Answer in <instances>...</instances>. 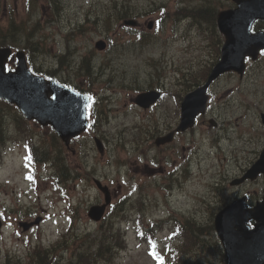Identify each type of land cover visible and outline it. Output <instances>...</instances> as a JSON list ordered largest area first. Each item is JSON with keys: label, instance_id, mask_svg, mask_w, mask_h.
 Listing matches in <instances>:
<instances>
[{"label": "rangeland", "instance_id": "obj_1", "mask_svg": "<svg viewBox=\"0 0 264 264\" xmlns=\"http://www.w3.org/2000/svg\"><path fill=\"white\" fill-rule=\"evenodd\" d=\"M93 0H66V7L63 10L61 17L58 21L55 22H42L41 28L36 33L39 38L44 39V47L48 50L47 55H40L39 60L46 65L53 63L54 66H57L58 62L54 53H60L64 51L66 47V42H69L73 47H77L78 53L74 57V62L77 65L79 56L85 53L88 50L93 49V43L98 38H105L106 34L88 28L83 34H75L73 36L68 35L71 31V25L74 27L76 25L84 26L85 13H81L83 10L82 4L87 3ZM129 5L130 13H141L139 16V29L145 30L146 23L148 20H154L161 13L160 10L155 11L154 8L164 6L166 9L167 20L164 21V25L157 29L154 27L152 29L151 37L144 38L142 44H137L135 46V40L133 34L129 33L127 28H118L117 24L115 28L108 33L109 39H107V48L110 49L112 44L121 46L120 53H116L117 59L115 61V68H120L121 70H139L141 73L144 68H146L147 61L151 58L161 59L164 62L166 68V78L164 79L163 87L165 91L170 93L174 90L173 82H175L174 73L175 66L181 62L183 54L185 52L186 46L190 44V39L194 42L196 40L194 37L183 40V26L179 25L176 27L175 31L171 30V27L177 24L172 21L171 10L175 8L177 3L174 1L166 0H156L158 5H154L150 0L144 1V7L138 4V0H127ZM200 0H198L199 2ZM220 1V0H219ZM25 0H0V16L3 17L4 13L10 9L14 8L16 11V18L20 20L27 15V3H24ZM197 2V4H198ZM105 5L112 4L111 2H103ZM224 1H220L219 5H222ZM118 8H123L121 5H117ZM116 6V7H117ZM206 11V10H205ZM203 11L204 16L206 12ZM187 23V21H184ZM80 27L79 29H82ZM217 42L218 39H215L213 45L202 46L200 50V56L202 58L208 56L210 59H214L217 52ZM123 43V44H122ZM93 64L98 65L101 60L105 58L108 53V50L97 52L94 50ZM129 68V69H128ZM59 76V71L57 72ZM66 78V74L63 75ZM62 76V77H63ZM72 77V75H71ZM132 77V74L130 78ZM75 81H82L84 77L79 76L75 78ZM198 78L193 77L192 81L197 80ZM175 80V81H174ZM228 81H237L234 78L228 77ZM263 82L264 81V58L258 63H254L253 66L248 70L247 75L244 79L239 81L243 92L252 93L254 87V82ZM83 85H86L82 82ZM118 87L116 84L105 86L104 83L93 82L90 85H86L84 89L93 90L95 94V100L98 103V108H105L104 114L106 115V121L101 128L97 126L90 129L89 135H85L84 138H87L86 142L82 146L76 147L77 156L82 162L81 166L75 165V162L70 163L64 157L60 164L63 166L64 163L67 164V170L71 171V176L73 175H82L84 176L83 180L80 183L81 188H84L86 195H84L82 201L78 205L77 196H82L80 194H74V182H68L69 194L72 198V203L74 207L75 218L73 223L72 232L79 234L81 232H91L96 227L94 223L90 222L87 216V213L84 211L85 206L91 201L100 199V195L90 192V176L86 172V166H95L97 176L101 178L102 182L107 183L111 189L113 195H115L114 187L118 185V182H121V179H129L130 177H135L136 180L140 183L143 196L147 198L146 207L148 208L147 213L152 216H160L166 213H163L160 210L151 211L155 208L150 202L158 201L160 202V197L157 195L153 199L152 193L161 195L162 192L155 190L156 187L147 185V181H160L159 173L157 172V166H159L164 158V154L168 151H162L155 147H151V143L147 147L140 146L139 150L135 149L132 151L133 158L135 160L132 165L129 163L121 167L114 165L111 167H105L104 165L115 164L114 161L108 162L105 157H115L120 155L119 161L121 164H124L128 160V155L124 154V151L120 149L126 144L124 148L129 149V147L135 146L134 142L129 140L132 134V127L134 123L139 124L144 128H148L150 131H154L153 121L159 120L162 118L165 121L169 120V117H172L171 114L166 116L161 115V111L165 108H172L170 106L172 103L171 98H164L159 105H156L153 109L144 111L139 109L133 103L134 91L128 87L122 88ZM224 88L222 83H219L215 86L216 93H219ZM264 92V83L259 86L258 93L262 94ZM252 100V99H249ZM259 100L264 102V97H260ZM170 104V105H169ZM169 105V106H168ZM247 113V116L244 118L246 123L247 119L252 121L251 125L254 124L255 120H258V111L252 109V111H244ZM0 114L6 115L7 119L12 120L15 117V112L12 110L6 111L3 107L0 106ZM228 123V122H227ZM27 125L28 129L32 131H23L21 139L16 141V143L23 142L22 138H25L33 132L37 131L35 136L36 140L32 143L33 147L38 145H43L45 147H50L52 144V138L44 132L38 131V128L33 123L29 122L24 123ZM158 126V124H157ZM30 127V128H29ZM122 127L129 129L127 134L120 136V133L126 132ZM118 131V132H117ZM18 129L12 127L11 136L16 140V133ZM120 132V133H119ZM104 134L106 138V146L104 145V152L101 156L96 153L93 145L91 143L93 134ZM35 135V134H34ZM248 138L247 135H244ZM127 137L128 140L122 139ZM84 138H80L78 141L82 142ZM219 138H222V131L219 133ZM122 139V140H121ZM10 140L7 142L9 147L3 151V156L0 164V217L2 218V225L0 228V255L2 256L6 251L15 253L16 255H23L25 258L22 260V264L28 262L26 253H28L29 248L37 243L38 241L44 245H50V243L56 240L63 232V223L58 221V218L52 213L54 211L51 206H56L57 208H62L61 200L58 198L57 193L52 191L49 181L50 177L45 176L44 174L51 175V172L48 169H45V166L42 168L41 172L37 171L39 175L38 181L30 180L25 174V167L23 166V161L20 154L23 153L21 146L13 144L15 141ZM121 140V142H120ZM44 142V143H40ZM151 142V140H150ZM136 147V146H135ZM195 149V148H192ZM135 150L138 152L136 153ZM182 151H177V154L173 152V156L167 157L169 161H173L175 158V163L179 161L178 155ZM64 154L67 152L64 150ZM193 155L196 153L191 152ZM82 154H86L84 157H81ZM98 158L96 159V157ZM176 156V157H175ZM71 161H74L73 157H70ZM83 160H86V163H83ZM137 163V164H135ZM247 164V163H246ZM145 165V166H144ZM84 166V167H83ZM163 173L167 172L169 164L162 166ZM118 168V169H116ZM184 169V166L180 171ZM145 174H152L149 177H146ZM119 175H122L119 180ZM136 181L127 182V186L124 187L132 189L135 186ZM261 187V185H260ZM199 193V191H196ZM51 198L53 203H51ZM117 200V197H115ZM173 198V199H172ZM170 200L176 205V197L173 195L170 197ZM177 206V205H176ZM164 205L159 206L158 208H163ZM36 216L41 217V221L37 226H34L32 230H22L18 225L20 220L29 221ZM157 219V218H155ZM203 227V226H202ZM166 231L162 234L164 235ZM128 247L119 253L115 258L114 264H151L149 259L145 256L144 247H137L135 244L133 233L127 232L126 236ZM72 238H68L65 242L66 245H70ZM77 241L75 244H78ZM29 246V247H28ZM75 246V245H73ZM72 246V247H73ZM28 247V248H27ZM71 250V248H69ZM63 252L65 259L69 256V251ZM204 251V252H202ZM199 257L205 261V264H223L220 261V254L214 255L210 250H200ZM208 259V261H207ZM14 259H11V264H14Z\"/></svg>", "mask_w": 264, "mask_h": 264}, {"label": "water", "instance_id": "obj_2", "mask_svg": "<svg viewBox=\"0 0 264 264\" xmlns=\"http://www.w3.org/2000/svg\"><path fill=\"white\" fill-rule=\"evenodd\" d=\"M242 9H246L248 6L253 7L252 12L254 13V16H262L264 15V0L253 2L249 1L248 3H242ZM220 29L226 34V37L229 38L228 41L225 43L223 47V51L226 50V52H229V47L231 44H235V42H230V37L233 35L231 32L224 29V26L220 25ZM250 41H253V43H256V47L264 44V33L261 34H255V35H249L248 36ZM237 48H241V53L238 54L240 57V61L242 60V57L248 53V50L246 49V41L245 40H239L237 43ZM228 57H226L227 59ZM221 66V63L218 65ZM3 67V60L0 59V93L4 92L5 89L3 86L7 85L10 86V78L8 75L3 74L2 72ZM36 100V99H35ZM18 103V102H17ZM19 104V103H18ZM19 106L22 108V106L19 104ZM23 112L29 116V112L25 111L22 108ZM260 162V161H259ZM258 162V165H259ZM255 219L258 221L256 228L253 231H248L245 227V222L249 217H242L240 215H234V216H228V215H220L218 217V223L222 227V231L224 234L228 233V229L230 227L236 226L238 228V234H243L249 236L248 238L244 240L237 241V247L234 250L233 244L231 242V239L229 236H225L226 240L230 243L226 244V259L229 262L228 264H247L249 262H252V264H263V260L261 257H258L260 247H254L250 250L249 254L247 251L244 252L242 255L239 250L246 248L249 246L255 239H257L262 249L264 250V236L259 237V235H264V203L259 207L258 212L254 215ZM263 228V229H262ZM233 259V260H232Z\"/></svg>", "mask_w": 264, "mask_h": 264}, {"label": "bare ground", "instance_id": "obj_3", "mask_svg": "<svg viewBox=\"0 0 264 264\" xmlns=\"http://www.w3.org/2000/svg\"><path fill=\"white\" fill-rule=\"evenodd\" d=\"M205 12L208 13L207 11H205ZM208 14H209V13H208ZM220 132H221V130H220ZM220 132H219V133H220ZM218 135H219V134H218ZM172 155H173V154H172L171 152H167L165 156L170 157V156H172Z\"/></svg>", "mask_w": 264, "mask_h": 264}, {"label": "trees", "instance_id": "obj_4", "mask_svg": "<svg viewBox=\"0 0 264 264\" xmlns=\"http://www.w3.org/2000/svg\"><path fill=\"white\" fill-rule=\"evenodd\" d=\"M205 10L208 12V10H207V9H204V11H205ZM208 13H209V12H208ZM208 13H206V15H205V16H209V14H208Z\"/></svg>", "mask_w": 264, "mask_h": 264}]
</instances>
